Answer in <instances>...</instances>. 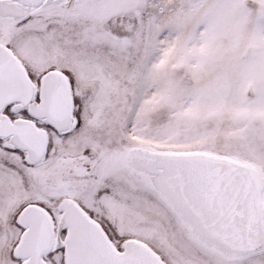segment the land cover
<instances>
[{
  "label": "snow or ice",
  "instance_id": "obj_1",
  "mask_svg": "<svg viewBox=\"0 0 264 264\" xmlns=\"http://www.w3.org/2000/svg\"><path fill=\"white\" fill-rule=\"evenodd\" d=\"M0 264H264V0H0Z\"/></svg>",
  "mask_w": 264,
  "mask_h": 264
}]
</instances>
